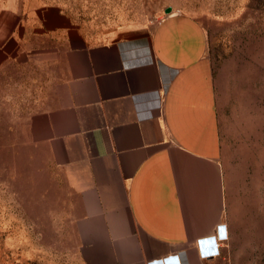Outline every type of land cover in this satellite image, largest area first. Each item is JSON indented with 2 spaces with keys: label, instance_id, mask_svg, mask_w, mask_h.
Masks as SVG:
<instances>
[{
  "label": "crops",
  "instance_id": "0c3cea01",
  "mask_svg": "<svg viewBox=\"0 0 264 264\" xmlns=\"http://www.w3.org/2000/svg\"><path fill=\"white\" fill-rule=\"evenodd\" d=\"M11 1L0 76L22 102L61 262L239 264L252 216L223 165L202 24L174 12L151 29L93 34L59 3ZM211 236L218 253L203 255L197 241Z\"/></svg>",
  "mask_w": 264,
  "mask_h": 264
},
{
  "label": "rangeland",
  "instance_id": "374dc122",
  "mask_svg": "<svg viewBox=\"0 0 264 264\" xmlns=\"http://www.w3.org/2000/svg\"><path fill=\"white\" fill-rule=\"evenodd\" d=\"M41 2L63 5L93 34L151 29L168 15L167 7L170 14L186 13L202 24L220 104L223 165L245 192L252 216V229L246 228L252 243L239 264H264V0H25V5L33 9ZM8 3L0 0V13L8 12ZM10 89L1 74L0 264H64L67 246L38 196L35 149L22 139V102L11 99Z\"/></svg>",
  "mask_w": 264,
  "mask_h": 264
},
{
  "label": "built area",
  "instance_id": "2783aa9c",
  "mask_svg": "<svg viewBox=\"0 0 264 264\" xmlns=\"http://www.w3.org/2000/svg\"><path fill=\"white\" fill-rule=\"evenodd\" d=\"M223 229V231H221ZM219 237H226L224 225L219 226ZM198 247L201 249L203 255H210L218 253L217 244L215 242V237L211 236L208 238H202L197 241ZM147 264H179L176 255H169L163 258L150 260Z\"/></svg>",
  "mask_w": 264,
  "mask_h": 264
},
{
  "label": "water",
  "instance_id": "95a60500",
  "mask_svg": "<svg viewBox=\"0 0 264 264\" xmlns=\"http://www.w3.org/2000/svg\"><path fill=\"white\" fill-rule=\"evenodd\" d=\"M170 12H171V7H167V8L165 9V13H166V14H170Z\"/></svg>",
  "mask_w": 264,
  "mask_h": 264
},
{
  "label": "snow or ice",
  "instance_id": "6c2138e0",
  "mask_svg": "<svg viewBox=\"0 0 264 264\" xmlns=\"http://www.w3.org/2000/svg\"><path fill=\"white\" fill-rule=\"evenodd\" d=\"M221 231H223V229H221Z\"/></svg>",
  "mask_w": 264,
  "mask_h": 264
}]
</instances>
